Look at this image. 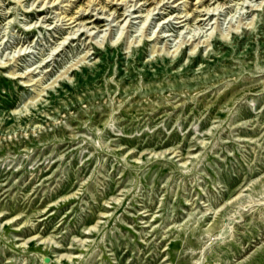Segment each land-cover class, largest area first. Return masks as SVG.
Returning <instances> with one entry per match:
<instances>
[{
  "label": "rangeland",
  "instance_id": "rangeland-1",
  "mask_svg": "<svg viewBox=\"0 0 264 264\" xmlns=\"http://www.w3.org/2000/svg\"><path fill=\"white\" fill-rule=\"evenodd\" d=\"M53 1L0 0V264H264V0Z\"/></svg>",
  "mask_w": 264,
  "mask_h": 264
},
{
  "label": "bare ground",
  "instance_id": "bare-ground-1",
  "mask_svg": "<svg viewBox=\"0 0 264 264\" xmlns=\"http://www.w3.org/2000/svg\"><path fill=\"white\" fill-rule=\"evenodd\" d=\"M54 1H55V0H54ZM54 1H53V2H54ZM90 1H91V0H90ZM90 1H89V2H90ZM144 3H146V2H143V5H144ZM42 4H43V3H42ZM68 4H69V3H68ZM149 4H150V3H149ZM149 4H148V5H149ZM102 8H103V7H102ZM102 8H101V9H102ZM88 9H89V8H88ZM77 12L79 13L78 10H77ZM83 12H84V11H83ZM63 13H66V12H63ZM184 15H185V14H184ZM184 15H183V16H184ZM208 15H209V14H208ZM67 16H68V14H65L64 18H67ZM206 16H207V15H206ZM206 16H205V17H206ZM83 17H84V16H83ZM73 18H74V17H73V15L71 14L70 16H68V18H67L66 20L69 21V20H72ZM179 18H181V17H179ZM179 18H178V19H179ZM201 20H203V19H200V21H201ZM204 20H205V19H204ZM74 21H75V20H72L70 23H72V22H74ZM95 21H96V19H94V22H95ZM180 22H183V20L180 19V21H179L178 23H180ZM34 237H35V236H33L32 239H33Z\"/></svg>",
  "mask_w": 264,
  "mask_h": 264
},
{
  "label": "water",
  "instance_id": "water-1",
  "mask_svg": "<svg viewBox=\"0 0 264 264\" xmlns=\"http://www.w3.org/2000/svg\"><path fill=\"white\" fill-rule=\"evenodd\" d=\"M48 261V260H47Z\"/></svg>",
  "mask_w": 264,
  "mask_h": 264
}]
</instances>
